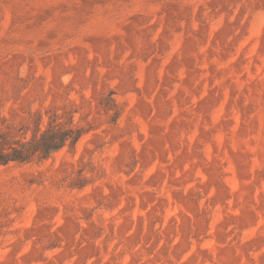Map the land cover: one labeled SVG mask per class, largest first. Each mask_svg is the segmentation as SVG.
Returning a JSON list of instances; mask_svg holds the SVG:
<instances>
[{"label": "rangeland", "instance_id": "1", "mask_svg": "<svg viewBox=\"0 0 264 264\" xmlns=\"http://www.w3.org/2000/svg\"><path fill=\"white\" fill-rule=\"evenodd\" d=\"M52 110L0 264H264V0H0V130Z\"/></svg>", "mask_w": 264, "mask_h": 264}, {"label": "trees", "instance_id": "2", "mask_svg": "<svg viewBox=\"0 0 264 264\" xmlns=\"http://www.w3.org/2000/svg\"><path fill=\"white\" fill-rule=\"evenodd\" d=\"M46 113V120L41 113H36L25 125L0 130V166L46 161L64 147H74L86 133L75 122L74 112Z\"/></svg>", "mask_w": 264, "mask_h": 264}]
</instances>
